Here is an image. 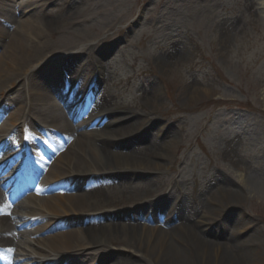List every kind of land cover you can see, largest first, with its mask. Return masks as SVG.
Returning a JSON list of instances; mask_svg holds the SVG:
<instances>
[{"label":"rangeland","instance_id":"obj_1","mask_svg":"<svg viewBox=\"0 0 264 264\" xmlns=\"http://www.w3.org/2000/svg\"><path fill=\"white\" fill-rule=\"evenodd\" d=\"M36 1L41 7L34 6L36 10L28 13H34L40 29L53 42L54 52L87 49L86 55L76 56L69 64L70 74L75 75L85 62H89V71L94 69L92 61L104 62L107 73L101 90L108 103L128 115L133 111L143 120L142 125L148 122L149 129L145 131L141 125L139 131L160 129L161 140L169 137L167 143L159 141L153 149L134 153L143 159L160 157L167 168L153 169L154 177L141 169L139 175L112 178L115 183L106 188L112 193L106 195L111 201L102 206L107 204L106 210L124 209L155 194L157 182V193L161 186L174 193L184 192L187 210L181 224L185 220L184 224L199 229L194 224L204 221L202 226L207 230L203 237L223 242L229 236L235 244L257 231L264 250V0ZM0 3V9L11 7L7 0ZM19 13L18 17L22 16ZM48 111L57 118L64 116L53 106ZM99 111L102 109L96 113ZM110 134L114 138L120 135ZM133 143L112 142V152H132ZM131 178L149 185L135 184ZM117 182L119 188L115 189ZM222 190L228 194L222 203L229 204L219 217L211 218L208 204L212 206ZM179 222L175 220V224ZM235 223L248 228L242 230ZM119 240L99 245L108 248L101 264L123 260L150 264V260L130 252L139 249L140 241ZM33 242L32 237H22L19 249L34 251L39 247L52 252Z\"/></svg>","mask_w":264,"mask_h":264},{"label":"bare ground","instance_id":"obj_2","mask_svg":"<svg viewBox=\"0 0 264 264\" xmlns=\"http://www.w3.org/2000/svg\"><path fill=\"white\" fill-rule=\"evenodd\" d=\"M10 1L12 4H16L18 0ZM28 8L25 11H20L22 16L26 15V17H18L17 11L12 13L10 9L2 8L0 10V14L5 11L8 15L7 24L5 26L0 24V98L6 91L14 90L13 94L16 92L15 100L18 99L17 106L11 111L10 119H14V121L9 125L4 123L0 126V133H4L3 131H6L16 121L21 120L28 109L29 114L26 116L30 125L36 124L34 119H46L48 123L44 129H41L40 135H35L29 130L33 135L34 152L41 147V141L44 143L45 155L41 156L42 159H37V167L28 179H24L26 182L21 186L20 195L27 193L31 188L35 189L34 193L28 195L29 198L26 201L22 199L13 206L7 202L6 198H2L3 195L0 193V247L15 248L17 235L38 236L39 233L44 232L39 234L41 236L37 240L45 248L50 249L56 257L55 260H47L45 257L49 254L48 250L39 249L36 251L39 254V258L35 260L36 264H99L98 257L104 254L108 248H97L98 252L90 249L93 246L96 247L98 243L101 247L106 246L113 238L120 239L121 242H130V239L136 238L137 241H140V244L137 245L139 249L130 252L147 261L150 260V264L157 262L162 264H264V250L261 247L263 243L257 231L248 234L244 240L235 244L231 243L229 236L223 242L203 237L207 230L206 226H202V223H206L204 221L198 220L194 224L199 225V229L184 224L185 220L183 224L173 227L171 222L174 219L186 218L187 206L183 204L180 205L177 216L169 223H164V229L154 225L150 226V221H142L139 215L133 219H137L140 223L143 222L142 225L134 224L131 221L104 220L105 215L100 211L104 210L107 204L102 206L101 203L111 200L108 197L110 195L104 192L106 191L104 185H110V182H99L97 176L93 180L94 182L89 185L83 183L86 181L84 178H75V176L85 173L99 175L100 172L111 170V167L133 172L154 168L165 170L168 164L161 163V160H158L160 157L143 159L134 154L140 150L147 151L153 149L154 146L157 147L161 141L159 139L161 138L160 130L149 133L144 139L137 138L131 145L132 152L130 149L125 150L126 152H112L108 139L114 138L110 134L113 130L108 131V127H104L102 131L88 129L89 123L83 115L68 117L63 128L60 129V134L54 135L51 130L56 128V125H50L49 122L55 120L50 116L46 104H52L54 97L49 89H52L50 87L55 81L59 82L60 80L57 79L59 74L50 61L54 59L55 53L67 51L54 52L52 50L53 42L46 38L44 31L40 29L37 19H34L36 17L34 13L27 15ZM38 37L45 38L38 41ZM49 49L50 51H48ZM173 53L175 54V52ZM69 59H73V56ZM105 102V97H99L97 104L104 108ZM54 104L55 102L52 105ZM132 112L130 113L131 117H127V114L122 117L115 116L118 118L115 120L117 124L114 126L117 131L114 134H120L119 131L123 130L131 132L133 130L131 128L142 124L143 120L134 116L135 113ZM152 127H154V123ZM150 135L152 136L151 141L148 140ZM168 138L162 140L161 143H166ZM11 147L13 146L9 143H4L0 147V153L10 150ZM156 154L159 155V152ZM51 159L54 161L51 162ZM9 168L6 163L0 162V175ZM42 173L45 175L39 181ZM61 178H67L69 181L55 185L54 182ZM111 178L115 179L116 176L113 175ZM242 179L245 177L243 176ZM141 182L149 185V182ZM244 184L246 185L245 182ZM239 187L241 186L239 185ZM236 191L239 193L240 189L237 188ZM101 194L108 196L101 197ZM217 195L219 198H213L212 206L210 203L208 204L211 218L215 215L219 217L229 204L222 203V200L228 195L225 191L222 190ZM99 196L100 198H98ZM16 198L10 201H14ZM237 198L235 196V199ZM37 208H40L41 211L38 212ZM21 209L34 211L30 212L32 215L38 213L47 215L36 219L35 226L30 227L33 221H24ZM97 213L100 214L98 223L94 217ZM156 219L158 217H152L153 221ZM76 225L82 226L83 229ZM236 226L242 230L248 228V225L244 226V224ZM23 228L26 230L23 231ZM95 228L98 230L95 231ZM84 231L85 233L82 235ZM233 233L236 235V232ZM235 252L237 253L235 254ZM2 253L5 256L9 255L7 249ZM131 258L133 257L131 256ZM14 264H20V262L16 260ZM112 264H131V262L123 260L121 263L113 262Z\"/></svg>","mask_w":264,"mask_h":264}]
</instances>
